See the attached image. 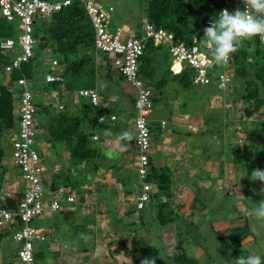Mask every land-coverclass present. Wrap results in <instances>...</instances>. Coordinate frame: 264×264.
I'll return each instance as SVG.
<instances>
[{
  "label": "rangeland",
  "instance_id": "rangeland-1",
  "mask_svg": "<svg viewBox=\"0 0 264 264\" xmlns=\"http://www.w3.org/2000/svg\"><path fill=\"white\" fill-rule=\"evenodd\" d=\"M95 1L104 8L108 5L114 8L113 27L125 25L137 34L148 22L145 9L149 0ZM203 1L204 4L191 12L189 25L213 16L214 9L225 1L237 4H230L234 9L241 0H195L194 3ZM35 44L33 52L41 58V63L37 64L40 67L36 65V74L29 84L34 88L35 102L41 110L40 123H49V135L50 118L43 110L51 108L50 116L61 113L74 118L84 115L86 106L81 107L84 104L77 98L76 90L66 83L53 88L45 85L43 63H49L53 56L42 53ZM161 48L152 62V81L149 82L155 93L151 133L159 143L148 154L164 174L168 191L151 196L150 202L137 210L134 200L140 183L134 169L136 161L109 169L108 158L116 157L99 148L98 159L92 164H75L64 143L51 141L53 155L60 159L59 167L63 171L68 168L69 189L76 195L77 203L50 217L46 238L43 244L36 245L38 255L34 264H141L146 258L145 252L152 250L157 251L164 264H172L181 249L199 264H231L229 240L232 237L239 239L246 255L264 256V219L250 215V210L264 201V182L251 180L244 170L254 156L264 151V86L258 77L264 60L255 55L256 43L254 39L245 41L233 54L225 68L232 82L225 89H218L214 84L187 90L180 88L173 75L181 72L173 74L169 70L173 61L167 49ZM90 52L93 65L86 66L89 69L83 76L86 79L73 85L97 87L100 100L107 98L108 93L121 94L122 76L113 73L108 58L96 51ZM83 54L78 51L74 58L78 60ZM58 64L63 73L65 65ZM173 70L179 69L173 66ZM111 73L114 75L109 79ZM161 80H165L164 86L157 91L153 84ZM8 82L9 77L3 75L0 68V85H8ZM110 89L114 90L110 93ZM13 113L16 116L17 110ZM172 117H179L184 123H177ZM157 118L166 122L163 130L158 131ZM81 127L91 140L94 128L86 122ZM13 132L12 128L0 130L3 159ZM162 136L167 140L161 149ZM173 136L178 145L170 142ZM94 141L98 143L99 136ZM157 155L162 158L158 160ZM1 158L0 175L3 177L8 167ZM155 189L156 185H151L150 193ZM245 225L249 226L251 234L234 231ZM2 244L0 242V264H19L11 242Z\"/></svg>",
  "mask_w": 264,
  "mask_h": 264
},
{
  "label": "built area",
  "instance_id": "built-area-1",
  "mask_svg": "<svg viewBox=\"0 0 264 264\" xmlns=\"http://www.w3.org/2000/svg\"><path fill=\"white\" fill-rule=\"evenodd\" d=\"M84 8L93 29V48L96 52L105 55L114 71L122 76L125 83L135 91L134 106L136 117L133 121L134 147L136 150V163L134 166L139 181V191L134 200L135 208L142 209L150 202L152 194L151 184L143 181L150 173L149 151L151 149V115L154 109L152 86L147 85L141 76L140 60L144 55L146 44L150 41L154 47H165L173 61L169 70L175 74L185 68L191 70L190 84L193 86H210L214 84L218 89L228 87L232 79L225 68L229 66L232 56L227 63L217 64L212 58L211 46L200 44L194 38L190 45L174 42L173 36L161 27H156L151 22L143 24L141 35L132 33L129 29L115 24L113 20L114 8L110 5L102 7L95 0H77ZM73 0H0V16L7 23L15 25L16 38H7L0 41V52L10 56L8 63L1 69L3 75L10 76L14 70L20 69L34 57L33 25L35 18L50 16L70 6ZM228 9L222 7L217 14ZM244 9V4H239L234 10ZM233 10V11H234ZM212 19L204 21V29ZM264 48V41L260 40ZM17 46V50H16ZM48 71L44 74L47 84L59 82L62 67L56 59H49ZM177 65V71L173 66ZM217 66V71H211ZM19 89L17 108V129L10 139V163L18 169L20 179L25 190L18 200L15 208H6L0 204V234L10 233L15 244V255L19 264H34L36 244L45 240L41 230L34 227L32 222L42 218L47 212L55 213L66 205L75 203V195L63 187L51 191L50 179L44 177V168L40 155L35 148L37 138L36 117L39 108L34 101V93L29 81L19 78L15 82ZM79 99L85 100L92 107H99V93L94 88H83L76 92ZM58 108L61 110L62 105ZM114 120V116L109 117ZM104 116L97 118V123H103ZM161 127L165 121H160ZM94 140L96 136L92 137ZM49 193V195L47 194Z\"/></svg>",
  "mask_w": 264,
  "mask_h": 264
},
{
  "label": "trees",
  "instance_id": "trees-1",
  "mask_svg": "<svg viewBox=\"0 0 264 264\" xmlns=\"http://www.w3.org/2000/svg\"><path fill=\"white\" fill-rule=\"evenodd\" d=\"M194 1L195 0H149L148 6L145 9V12L147 13V20L148 22L153 23L154 26L165 29L173 36L174 42L176 43L182 42L186 45H190L194 38L199 39L200 42L203 38L202 32L204 21L208 18L213 19V17L217 15V12L226 5L225 3L218 5L217 9H214L213 11V16H206L203 22H195V24L189 25L193 9L199 8V4H204V1L199 3H194ZM15 32V25L7 23L5 19L0 16V41L7 38L17 39ZM137 35L140 36L141 33L139 32ZM33 37L35 39V43L37 42V45L35 44V46H37L42 53L47 55L49 54V56L52 54V59H60L61 61L58 62H60L63 67L65 65L64 72L61 75V80L55 83H46L45 85H51L53 88L55 86H60L62 83H66L68 87L76 91L83 88H94L93 85L81 87L73 85V82L79 84V81H84L86 79L83 77L84 73L89 70L86 66L93 65L92 57L89 55V52H95L92 41L93 29L91 23L86 16L84 8L77 0H73L70 6L57 13L43 18H35V23L33 25ZM254 43H256L255 55L264 60V48L260 45L261 42L259 37L254 38ZM49 50L51 52H49ZM160 50H162L161 47H154L153 44L148 41L144 55L140 60L141 76L147 85H149V82L152 81V62L155 59L157 52ZM78 51H82L84 54L77 60L74 57ZM98 54L107 58L101 53ZM9 59L10 56H4L0 52V68L4 64L8 63ZM38 63H41V58H38V55H35L34 53V57L30 59L28 63L23 64L20 69L14 70L10 74L8 85H0V130L12 128L16 131L18 115L15 116L13 111L18 108L19 89L15 86V82L22 77L27 79L29 82H32L33 77L36 74L35 67ZM37 66L40 67V65ZM44 66L45 74L48 71V67L47 65ZM214 70L215 72L217 71V66H213L211 68V71ZM258 70V77L264 86V67ZM72 76L75 77L73 78ZM190 76L191 70L189 68H185L180 74L173 75V80L178 82L180 88L187 90L192 87L190 84ZM164 83L165 80H161L153 85L157 91H160L163 88ZM32 91L34 93V88H32ZM154 102L155 98L153 97V103ZM82 103L84 104L81 106L82 108L86 106L84 115H79L74 118H69L61 113L57 116H50L51 108L46 111L43 110L42 112L50 118L52 128L49 131V136L51 138H49L50 142L52 141L55 144L64 143L67 147L66 149L69 151L71 161L75 164L86 162L89 165L98 158V153L97 150L92 147L89 135L82 130L81 125L86 122L94 127L96 125V118L92 115L94 108L83 100ZM35 104L38 107L37 103ZM257 104H260V102L257 101ZM40 113L41 110L38 111V115ZM2 156L3 152L0 151V158ZM257 168L264 170V151H262L259 155L254 156V158L244 166V170L249 177L250 170ZM51 174L49 186L51 191H55L60 187L67 189L71 188L70 175L61 180V176L58 175L57 172H52ZM2 181L3 177L0 175V204L6 208H15L20 198L14 199L5 195L3 193ZM143 181L148 182L151 185H156V189L154 191L155 193L153 192L152 194L153 198L168 191L167 180L164 177V174L159 172V169L154 166H151L149 175H147ZM162 221L164 222L163 219ZM234 231L242 235L251 234V229L248 225L235 228ZM6 234L8 233H2L0 235V240L5 237ZM229 246L232 249V260L241 254L246 255L245 251L240 247L238 238L232 237L229 240ZM37 255L38 254L35 251V261L37 259ZM14 256L16 257L15 251ZM145 257H149V259L153 260L155 264H164L158 257L156 250L145 252ZM172 264L199 263L193 256L188 255L181 249V253L177 254V256L173 258Z\"/></svg>",
  "mask_w": 264,
  "mask_h": 264
},
{
  "label": "crops",
  "instance_id": "crops-1",
  "mask_svg": "<svg viewBox=\"0 0 264 264\" xmlns=\"http://www.w3.org/2000/svg\"><path fill=\"white\" fill-rule=\"evenodd\" d=\"M225 2H226L225 5L228 4L231 7L232 3H227V1H225ZM242 3L243 2L241 0L239 2V4L241 5ZM232 6H237V4H234ZM231 10L233 11L234 9L231 7ZM121 26H123L125 29L126 28L129 29L125 25H121ZM44 65H45V63H44ZM113 73L117 74V72L114 71V70H113ZM113 73L110 74L109 79H111V76H112ZM191 86H192L191 87L192 89H194L196 87V86H193V85H191ZM94 89L98 90L97 87H94ZM113 90L114 89H110V93ZM34 94L36 95L35 92H34ZM135 98H136L135 97V91L132 88H130L125 83V81L123 79V90L121 91V94L115 96L114 94L110 95L108 93V97L107 98L104 97V98H102V100H100L99 107H93L94 110L92 111V115H93V117L96 118V125L93 127L94 128L93 136H96V137L99 136V142L98 143L95 142L94 139L92 138L93 137L92 136L91 137V141L93 143L91 142L92 143L91 145H92L93 148H96L97 152H99V150H100L99 148H104V149H102L103 151L104 150L110 151V153H112V156L116 157V159H113V160L108 158V160H109L108 161L109 169H112V168L117 169L118 166H122V165H123V167H125V165L127 163L129 164L130 160H134L133 162L136 161L137 153H136L135 147L133 149V145H134L133 121H134V118L136 117V109H135V106H134ZM34 101H35V96H34ZM83 101H85V100H83ZM153 113H154V111H152V115L150 117L151 121L153 119V117H152ZM101 116H104L105 120L103 121V123H97V118H99ZM110 116H114L115 119L114 120H110V118H109ZM133 116H134V118H133ZM39 118H41V116L37 115V117H36L37 138H36L35 148L39 152L41 164H42V166L44 168V171H45L44 172V177H45L46 180H48V179L51 180V175H52L51 173L52 172H57L58 175L61 176V180H63L64 177L66 178L67 175H69L68 171H67L68 168L65 169V171H66L65 172L59 167L60 166V159L53 155V152H52V150L50 148V143L51 142H50L49 135H48L49 123L48 124L40 123ZM173 119L177 123H180V121H183V123H184V120H180L179 117H174ZM160 121H164L163 118H160V119L157 118V120H156V122L159 123L158 131L163 130L165 128V126L161 127ZM165 125H166V122H165ZM195 126H197L196 123H195ZM151 128H153L152 127V123H151ZM125 131L129 132L131 134L130 138L118 141L117 140L118 134H120L121 132H125ZM159 135H160V133H159ZM164 135H165V133H164ZM174 137L175 136H173V138L171 139L170 142L175 143V140H173ZM159 140L160 141L163 140V142L160 143L161 144L160 148L162 149V146L165 143V140H167V138L166 137L163 138V136H162V137H160ZM182 141H184V140H182ZM158 143L159 142H156V140L154 141L153 134L151 133V149L150 150H152L154 145H158ZM175 144L178 145V142L175 143ZM9 145H10V143H9ZM9 145H8V148L5 151L4 159L1 158V160L3 159L2 162L4 164H6V167H8V169H5V174L3 176V181H2L3 182L2 183V188H3V193L5 195H7V196H9L11 198H14V199H18V198L22 197L23 192L25 190V186H24V183L20 179V174H19L18 169L15 168L14 166H12L11 163H10V154H9L10 148H9ZM131 154H132V157H130ZM64 158H66V157L64 156ZM131 158H133V159H131ZM159 158H162V155H161V157H159L157 155V159L158 160H159ZM149 160H150V166H154L155 167L156 166L154 164L155 160H153L151 155H149ZM178 160H179V157H177V161ZM82 163H84V162H82ZM57 164H59V165H57ZM155 168L159 169V172H161L160 167H155ZM64 189L66 191L67 190L71 191V189H69V188L68 189L64 188ZM47 194L49 195V193H47ZM73 195H75V194L73 193ZM75 198H76L75 202L77 203L76 195H75ZM73 205L74 204L66 205L61 210L57 211V213L65 211V210H69L70 208H72ZM53 214L54 213L47 212L42 218L35 219L32 222L34 227H36V228H38L39 230L42 231V233L45 235V238H46V233L49 231L48 230V226L49 225H48L47 222H48V220H50V217L53 216ZM7 236L8 237H3L0 240V242L3 243L2 245H6L7 242H11V244L13 245L12 248H15L14 244H13V241H12L11 234L8 233ZM48 239H49V237H48ZM38 243H43V242H38ZM47 245H49V244L47 243Z\"/></svg>",
  "mask_w": 264,
  "mask_h": 264
},
{
  "label": "clouds",
  "instance_id": "clouds-1",
  "mask_svg": "<svg viewBox=\"0 0 264 264\" xmlns=\"http://www.w3.org/2000/svg\"><path fill=\"white\" fill-rule=\"evenodd\" d=\"M242 2L243 10L224 9L213 17L210 25L204 29L200 43L211 46V55L217 64L227 63L245 41L257 37L264 41V0H242ZM226 6L231 9L228 4ZM130 135L129 132H121L117 140L130 138ZM250 179L264 182V170L259 168L250 170ZM250 215L256 219H264V201L251 209ZM141 264H155V262L148 257L143 259ZM231 264H264V256L252 253L241 254L234 258Z\"/></svg>",
  "mask_w": 264,
  "mask_h": 264
},
{
  "label": "bare ground",
  "instance_id": "bare-ground-1",
  "mask_svg": "<svg viewBox=\"0 0 264 264\" xmlns=\"http://www.w3.org/2000/svg\"><path fill=\"white\" fill-rule=\"evenodd\" d=\"M256 102V101H255ZM262 104V103H261Z\"/></svg>",
  "mask_w": 264,
  "mask_h": 264
}]
</instances>
